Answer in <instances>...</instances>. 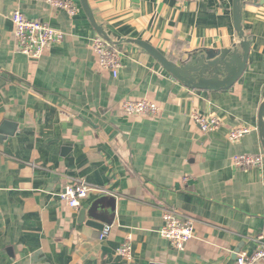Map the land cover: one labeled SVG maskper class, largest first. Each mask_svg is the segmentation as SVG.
<instances>
[{
	"label": "crops",
	"instance_id": "obj_1",
	"mask_svg": "<svg viewBox=\"0 0 264 264\" xmlns=\"http://www.w3.org/2000/svg\"><path fill=\"white\" fill-rule=\"evenodd\" d=\"M69 1L74 15L44 0H0V129L12 131L0 135V264H237L264 227V3L243 5L247 65L233 86L215 91L186 87L124 40L145 41L173 61L229 48L239 41L233 0H88L119 51L116 76L98 66L91 39L99 34L80 0ZM15 9L63 39L38 58L22 53ZM139 99L159 113L124 114L122 102ZM193 113L220 126L203 132ZM240 127L247 132L229 140ZM238 154L262 162L238 168ZM79 180L92 190L72 208L60 193ZM92 205L101 229L85 223L88 213L79 219ZM165 209L193 220L183 249L159 233ZM125 242L129 260L117 252Z\"/></svg>",
	"mask_w": 264,
	"mask_h": 264
},
{
	"label": "built area",
	"instance_id": "obj_2",
	"mask_svg": "<svg viewBox=\"0 0 264 264\" xmlns=\"http://www.w3.org/2000/svg\"><path fill=\"white\" fill-rule=\"evenodd\" d=\"M44 1L65 9L69 15H74L77 11V7L69 0ZM11 21L13 24V36L19 50L31 58L40 57L46 47L53 46L63 39L61 31L53 29L44 21L27 18L20 9H15L12 12ZM91 48L96 56L98 66L116 76L121 62L119 51L114 44L102 36L96 35L91 39ZM121 107L124 114L133 117L156 116L159 113L158 105L147 99L125 100L122 102ZM191 117L203 132H210L220 126L219 119L213 115L193 113ZM247 130L246 127L234 128L229 131L228 139L237 141ZM261 162V155L238 154L233 157V164L242 169L259 165ZM91 190L92 188L85 181L79 180L66 185L60 193V199L69 207L78 208ZM162 219L163 223L159 230L160 235L167 239L176 249H183L184 245L194 235L193 220L171 209L164 210ZM109 228L106 227L102 230L100 238L107 234ZM257 243L258 247L253 253L249 255L244 252L238 254L237 264H254L260 259H264V227L257 236ZM117 252L120 256L129 260L131 258L129 242L123 243L117 249Z\"/></svg>",
	"mask_w": 264,
	"mask_h": 264
},
{
	"label": "water",
	"instance_id": "obj_3",
	"mask_svg": "<svg viewBox=\"0 0 264 264\" xmlns=\"http://www.w3.org/2000/svg\"><path fill=\"white\" fill-rule=\"evenodd\" d=\"M263 4L264 0H233L232 18L233 27L237 33L238 42L229 48L223 49H202L189 53L184 59L173 61L168 59L149 43L142 40L128 39L126 42L134 43L149 53L160 65L183 85L193 89L202 90H224L228 89L237 81L244 72L248 54L249 41L244 34L241 14L242 7L245 3ZM83 11L95 31L107 41L114 43L111 39L110 32L106 31L103 25L98 24L94 18L88 0H80ZM257 129L261 145L264 149V88L262 91V101L258 108ZM8 125V124H3ZM13 129L15 128L12 125ZM12 134V131L0 129V135L5 136ZM4 137L0 138L2 140ZM94 205L87 211L81 209L79 212L80 221L84 220L86 213L89 219L85 223L95 228H103L104 224L99 223L94 218Z\"/></svg>",
	"mask_w": 264,
	"mask_h": 264
}]
</instances>
